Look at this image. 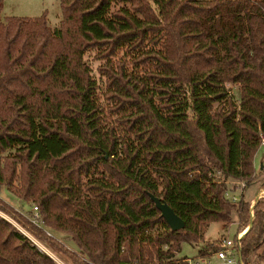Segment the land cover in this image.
<instances>
[{
    "label": "trees",
    "instance_id": "obj_1",
    "mask_svg": "<svg viewBox=\"0 0 264 264\" xmlns=\"http://www.w3.org/2000/svg\"><path fill=\"white\" fill-rule=\"evenodd\" d=\"M2 7L0 187L32 208L1 213L67 264L166 263L233 212L241 261L264 248V0H60L57 27ZM27 236L0 216V264H57Z\"/></svg>",
    "mask_w": 264,
    "mask_h": 264
},
{
    "label": "rangeland",
    "instance_id": "obj_2",
    "mask_svg": "<svg viewBox=\"0 0 264 264\" xmlns=\"http://www.w3.org/2000/svg\"><path fill=\"white\" fill-rule=\"evenodd\" d=\"M43 13H45L48 24L52 27H57L59 24V21L61 19V8H60V0H3V7L1 10V17L4 19L5 17L9 16H15V17H38L41 16ZM94 52L93 51H87L85 53L84 59L90 64V66L93 69V74L98 77V73L96 72V67L100 63L98 60L93 58ZM231 93L234 97L235 102H238V91L237 87L231 88ZM11 151H9L10 153ZM8 153V152H7ZM6 153V154H7ZM254 163L256 164V167L260 168V164L264 165V147L260 146L255 154ZM2 165V160L0 161V167ZM261 170H264L261 169ZM244 186V185H243ZM238 190L235 193L228 194V198L231 200L233 197L237 198V201L239 200V196L241 192V185H238ZM261 197H264V190H261L257 195L256 198L260 199ZM0 199L4 202L10 205L14 208V210L18 211L21 214H26L31 208L32 205L29 201H23L16 197L13 192L9 191L5 187H0ZM236 201V202H237ZM254 204L253 202L251 203ZM251 205V206H252ZM33 211V209H32ZM0 216L5 218L7 221H9L12 225H14L20 232H22L24 235L27 236V234L14 222L11 218L4 215L0 212ZM47 232L54 238L60 239L63 242H66L65 245L70 251H76V247L69 240V238H66V236L62 233H58L52 230L46 229ZM243 230L242 232H244ZM246 232V231H245ZM244 232V233H245ZM243 233V234H244ZM237 236V215L235 212L231 214V223L227 226L223 223H212L209 225V227L206 230V233L204 235L203 240H199L196 243L192 244H182L180 252L176 255L178 258H193L198 255V251L200 249H203L206 247V245L209 243L210 245H216L221 239L223 238H229L230 240H235ZM29 237V236H27ZM29 239L33 242V244L42 252L49 255L57 264H64L61 261V257L58 259L56 255H53L51 252H49L43 244L39 243L36 240H33L29 237ZM213 264H219V261H217L214 257H212ZM241 261V259H240ZM242 262V261H241ZM67 264V263H65ZM129 264V263H127ZM242 264H264V248L259 249L257 252H255L251 257H249L246 261V263Z\"/></svg>",
    "mask_w": 264,
    "mask_h": 264
},
{
    "label": "built area",
    "instance_id": "obj_3",
    "mask_svg": "<svg viewBox=\"0 0 264 264\" xmlns=\"http://www.w3.org/2000/svg\"><path fill=\"white\" fill-rule=\"evenodd\" d=\"M261 146H264V137L261 138ZM240 185L242 188L244 184L241 183ZM232 201L236 202L237 198L233 197ZM33 212L34 216L32 221L35 222L38 216L36 207L33 208ZM244 232L239 233L235 240H230L229 238L221 239L216 245H213L215 250L208 257L197 255L193 258H178L175 256L170 261L162 264H213L212 257L219 261V264H242L240 261L239 250L241 247L240 239Z\"/></svg>",
    "mask_w": 264,
    "mask_h": 264
},
{
    "label": "water",
    "instance_id": "obj_4",
    "mask_svg": "<svg viewBox=\"0 0 264 264\" xmlns=\"http://www.w3.org/2000/svg\"><path fill=\"white\" fill-rule=\"evenodd\" d=\"M149 197L172 232L184 228V222L172 211V209H170V207L166 205V203L159 200L158 198H155L152 195H149Z\"/></svg>",
    "mask_w": 264,
    "mask_h": 264
},
{
    "label": "crops",
    "instance_id": "obj_5",
    "mask_svg": "<svg viewBox=\"0 0 264 264\" xmlns=\"http://www.w3.org/2000/svg\"><path fill=\"white\" fill-rule=\"evenodd\" d=\"M264 147V146H263ZM254 165L256 166V164L254 163ZM264 165L260 164V169H263ZM238 235V234H237Z\"/></svg>",
    "mask_w": 264,
    "mask_h": 264
}]
</instances>
